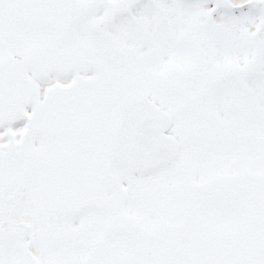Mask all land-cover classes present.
Listing matches in <instances>:
<instances>
[{"label": "snow or ice", "instance_id": "6c2138e0", "mask_svg": "<svg viewBox=\"0 0 264 264\" xmlns=\"http://www.w3.org/2000/svg\"><path fill=\"white\" fill-rule=\"evenodd\" d=\"M0 264H264V0H0Z\"/></svg>", "mask_w": 264, "mask_h": 264}]
</instances>
